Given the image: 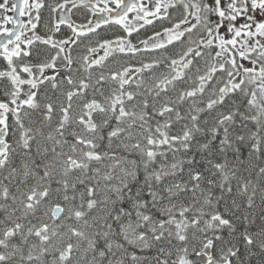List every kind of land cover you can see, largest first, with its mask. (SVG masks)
<instances>
[{"label": "snow or ice", "instance_id": "snow-or-ice-1", "mask_svg": "<svg viewBox=\"0 0 264 264\" xmlns=\"http://www.w3.org/2000/svg\"><path fill=\"white\" fill-rule=\"evenodd\" d=\"M0 264H264V0H0Z\"/></svg>", "mask_w": 264, "mask_h": 264}]
</instances>
